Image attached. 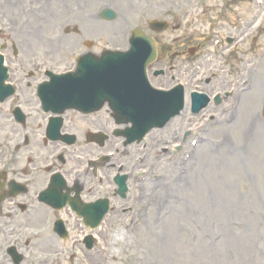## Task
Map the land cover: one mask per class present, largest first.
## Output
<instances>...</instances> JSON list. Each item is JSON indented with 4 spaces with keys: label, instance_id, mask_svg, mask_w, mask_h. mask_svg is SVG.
<instances>
[{
    "label": "rangeland",
    "instance_id": "374dc122",
    "mask_svg": "<svg viewBox=\"0 0 264 264\" xmlns=\"http://www.w3.org/2000/svg\"><path fill=\"white\" fill-rule=\"evenodd\" d=\"M13 1L15 15L20 16V9L26 10L31 26L36 24L37 16L44 18L42 24L48 26L44 27L43 37L47 43L54 32L72 46H65L63 50L56 47L61 53L54 52V57L62 59L55 64L62 65L57 70L73 62L71 52H76V41L80 37L74 33L64 35L62 28L68 24L73 27L78 10L84 8L97 14L103 7L114 9L117 19L106 23L109 28L105 32L110 33V29L112 32L107 43L121 46L124 28L143 21L134 16L126 20L123 9L132 10L141 3L162 6L166 5L165 1L171 6L170 0ZM248 1L233 0L235 4L227 7L225 12L226 21L229 23L233 19L232 12L234 17L240 13L242 24L254 15L258 16L256 1L251 0L250 4ZM84 10L79 13V18ZM167 11L165 8L164 12ZM99 22H96L97 33L104 25ZM262 42L264 40L257 48ZM99 44L101 46L103 41ZM36 51L40 55V49L36 48ZM20 55L22 57H16L15 65H28L30 57L25 59V55ZM248 98L255 110L252 124L245 125L248 119L242 113L240 121L238 119L229 126L211 125L204 135L198 133L202 145L193 148L191 159L186 163H179L178 156L175 161L166 162L163 150H160L158 168H152L153 172L146 176L144 183L137 181L144 184L146 193L140 194L139 203L136 202L140 210L111 216L107 227L96 232L95 251L86 253L82 246L73 245L71 240L59 241L43 221L34 222L32 218L27 229L15 227L17 230L13 232V222L10 226L1 222L0 264H7L4 248L15 238L20 239L19 250L26 256L24 264H42V261L46 264H264V120L259 114V106L264 104V60L256 67L255 84ZM199 122L196 120L194 125ZM196 127H193L195 131ZM167 133L164 131L158 139L165 140ZM142 145L135 149H142L143 157L147 158L159 149L151 144ZM152 160L145 161L137 172L140 173ZM70 230L71 237H77L81 231L72 222ZM115 231L121 235L116 232L117 236ZM49 236L54 238L47 245ZM114 236L118 242L113 244ZM25 239L32 241L28 248L23 247ZM70 253H74V257Z\"/></svg>",
    "mask_w": 264,
    "mask_h": 264
},
{
    "label": "flooded vegetation",
    "instance_id": "af4514ba",
    "mask_svg": "<svg viewBox=\"0 0 264 264\" xmlns=\"http://www.w3.org/2000/svg\"><path fill=\"white\" fill-rule=\"evenodd\" d=\"M218 21L217 18V21L211 24L209 37L206 40H201L193 35L184 36V39H179L177 35L172 38L168 37V42L174 45L176 54L170 57L169 65H163L160 60L157 65H153V69H169L175 75H171V79L176 75L179 76L178 79L186 78L192 87L193 65H189L188 61L192 60L198 52L200 53L203 47H208L204 44L205 42L212 41L219 34ZM179 32L181 33V31ZM17 37L20 45L26 44L25 35L16 34L15 38ZM3 41L0 43V48L8 52L11 51L12 44L6 43L10 41V37L3 38ZM218 57L221 58L222 65L227 66V74L232 75L235 65H239L240 60L233 52L225 53L224 49H220L219 56L215 57H210L205 53L198 65L205 69L210 65H221L215 60ZM9 66L11 69L8 72V80L14 86L15 93L0 101V163L11 167L17 163V159L22 154H25L27 157H25L23 167L18 172L12 170L13 175L25 180H33L34 185L38 180H41L45 187L48 175L46 166L51 165L54 169L53 172L63 174L66 179L79 181L81 184L78 183V186L81 187L82 194L86 197L96 195V181L102 186L110 185L112 168L116 165L114 162L116 160L113 157L102 158L100 160L102 166L99 169H95L97 163L93 162L89 163L88 168L82 171V166L88 158H96L115 144L111 134H107L104 119L99 114L81 115L77 111H66L62 115L61 135L66 134L72 137L62 138L57 135V138L53 140L46 137L45 125L48 123L50 115L40 109L36 98V88L39 83L47 79L44 71L54 70L61 65H36L35 69L32 65ZM205 83H209V80H206ZM218 84L221 87L230 85L225 76L219 78ZM15 107H19L22 111L23 122H17L14 118ZM188 110H190V106ZM98 132L104 133L105 137H95L94 134ZM58 151L61 153L53 157V154ZM66 209L68 210V207Z\"/></svg>",
    "mask_w": 264,
    "mask_h": 264
},
{
    "label": "bare ground",
    "instance_id": "6f19581e",
    "mask_svg": "<svg viewBox=\"0 0 264 264\" xmlns=\"http://www.w3.org/2000/svg\"><path fill=\"white\" fill-rule=\"evenodd\" d=\"M116 232L120 233L119 231H115V233ZM118 233H116L117 236L119 235ZM120 235H121V233H120ZM117 242H118V239L114 236L113 239H112V243L114 244V243H117Z\"/></svg>",
    "mask_w": 264,
    "mask_h": 264
},
{
    "label": "water",
    "instance_id": "95a60500",
    "mask_svg": "<svg viewBox=\"0 0 264 264\" xmlns=\"http://www.w3.org/2000/svg\"><path fill=\"white\" fill-rule=\"evenodd\" d=\"M103 13H104V14H108V15L110 14V13L108 12V10H104Z\"/></svg>",
    "mask_w": 264,
    "mask_h": 264
}]
</instances>
